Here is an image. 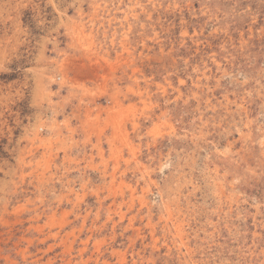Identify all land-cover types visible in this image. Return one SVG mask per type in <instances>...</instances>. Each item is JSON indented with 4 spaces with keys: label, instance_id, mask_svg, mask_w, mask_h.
<instances>
[{
    "label": "rangeland",
    "instance_id": "rangeland-1",
    "mask_svg": "<svg viewBox=\"0 0 264 264\" xmlns=\"http://www.w3.org/2000/svg\"><path fill=\"white\" fill-rule=\"evenodd\" d=\"M0 264H264V0H0Z\"/></svg>",
    "mask_w": 264,
    "mask_h": 264
},
{
    "label": "bare ground",
    "instance_id": "bare-ground-1",
    "mask_svg": "<svg viewBox=\"0 0 264 264\" xmlns=\"http://www.w3.org/2000/svg\"><path fill=\"white\" fill-rule=\"evenodd\" d=\"M171 216V215H170ZM58 218V217H57ZM48 219V218H47ZM176 224V223H175ZM153 227V226H152ZM175 227V226H174ZM179 227V226H178ZM167 230V229H166Z\"/></svg>",
    "mask_w": 264,
    "mask_h": 264
}]
</instances>
